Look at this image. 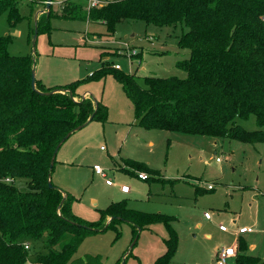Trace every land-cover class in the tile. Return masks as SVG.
<instances>
[{
	"label": "trees",
	"instance_id": "obj_1",
	"mask_svg": "<svg viewBox=\"0 0 264 264\" xmlns=\"http://www.w3.org/2000/svg\"><path fill=\"white\" fill-rule=\"evenodd\" d=\"M5 10L10 26L21 19L15 0H0V13ZM61 14L102 23L106 35L123 20L185 27L177 46L189 56L174 64L185 77L124 73L107 60L86 78L62 86L45 87L35 78L32 90L35 57L9 53V36L0 37V264H94L95 258L73 257L79 245L121 221L132 226L133 237L144 226L163 221L165 250L153 264H167L177 247L172 219L131 209L123 199L97 209L98 220L80 221L70 212L68 193L51 182L52 154L67 133L91 116L89 121H107V107L92 97L78 98L76 89L109 74L132 103L137 123L147 129L264 143V0H112L86 12L63 1ZM50 16L41 15L32 33L35 27L45 30ZM250 116L256 129L236 123ZM130 163L151 172L141 162ZM246 250V242L239 240L234 264H264V258Z\"/></svg>",
	"mask_w": 264,
	"mask_h": 264
},
{
	"label": "rangeland",
	"instance_id": "obj_2",
	"mask_svg": "<svg viewBox=\"0 0 264 264\" xmlns=\"http://www.w3.org/2000/svg\"><path fill=\"white\" fill-rule=\"evenodd\" d=\"M53 1L46 8V0H15L21 19L13 26L7 21L8 10L0 13V37L9 36L7 50L34 56L35 74L46 84L62 86L86 78L100 67L101 53L120 72L143 73L144 69L145 75L185 77L174 65L189 56L186 48L177 46L185 27L123 20L113 34L106 35L102 23L66 20L70 17L59 13L61 0ZM69 4L84 8L89 0ZM39 10L36 20L45 12L51 16L33 45L32 28ZM78 91H87L107 106V121H91L71 135L55 156L51 182L68 193L74 216L82 222L96 221L97 209L124 199L131 209L172 219L169 224L176 232L177 247L167 264H214L216 248L235 246L239 240L253 246L251 252L247 246V254L264 258V143L147 129L135 120L132 103L112 74L84 81ZM236 123L246 130L257 128L253 116ZM123 157L145 163L151 172ZM93 165L103 169L105 177L95 175ZM16 184L23 189L24 184ZM122 185L129 187L128 195L118 193ZM219 225L227 231L221 232ZM240 226L254 231L237 237ZM137 233L133 237L132 226L121 221L115 228L84 238L73 257L95 258L94 264H153L165 250L166 224L153 222ZM228 264H234L233 259Z\"/></svg>",
	"mask_w": 264,
	"mask_h": 264
},
{
	"label": "built area",
	"instance_id": "obj_3",
	"mask_svg": "<svg viewBox=\"0 0 264 264\" xmlns=\"http://www.w3.org/2000/svg\"><path fill=\"white\" fill-rule=\"evenodd\" d=\"M91 5L94 6L95 4L91 3ZM113 67L115 69H119L120 68L117 64H115ZM101 149H103V148L101 147ZM218 160L219 159L216 158V161H218ZM92 168H93V172L96 175H100L102 177H105L104 170L101 169L98 165H94ZM140 177L142 178L143 176H140ZM4 181L5 182H9V179L6 178ZM107 183L109 184V181H107ZM207 189L208 190L212 189V186L208 185ZM119 192H121L123 194H127V193H129V187L126 186V185H122V186L119 187ZM209 217L210 216L205 212L204 213V218L208 219ZM218 228L222 232H226L227 231V228L224 225H219ZM251 232H253V229L251 227H240V228L237 229L235 235L237 236L238 234L242 235V234H247V233H251ZM25 248H27V246H25ZM235 254H236L235 246L216 248L215 252H214L213 262H214V264H228V261L230 259H234ZM26 264H31V263L27 262Z\"/></svg>",
	"mask_w": 264,
	"mask_h": 264
},
{
	"label": "crops",
	"instance_id": "obj_4",
	"mask_svg": "<svg viewBox=\"0 0 264 264\" xmlns=\"http://www.w3.org/2000/svg\"><path fill=\"white\" fill-rule=\"evenodd\" d=\"M62 1V0H61ZM61 1H57V4H61V11L59 12V13H62V8H63V1H66L67 2V0H63L62 2ZM72 0H69V2H71ZM54 1L53 0H51V2H50V4H52ZM106 2H108V1H98V0H89V4L86 6V7H84V8H82L81 7V5L80 4H77V5H79L83 10H85V12L86 11H88L89 10V8H91V7H93L92 5H91V3H94L95 5L94 6H100V5H102V4H104V3H106ZM36 14H40V10L36 13ZM62 15V14H61ZM57 17V16H56ZM59 17V16H58ZM37 18V17H36ZM60 18H63V17H60ZM68 18V17H67ZM63 19H65V18H63ZM66 20H76V19H72V18H68V19H66ZM84 21H88V20H84ZM88 22H90V21H88ZM91 23H93V22H91ZM97 23H99V22H97ZM88 37H89V35H87ZM93 36V35H92ZM84 38H86V37H83L82 38V40H84ZM99 58H100V60H101V62L102 61H105V60H107V57L105 56H103V54L101 53L100 54V56H99ZM132 65V64H131ZM35 68V67H34ZM120 69V68H119ZM35 70V69H34ZM95 70H97V69H95ZM94 70V71H95ZM142 72L143 73H136V74H139V75H145L144 74V72H145V70L143 69L142 70ZM130 73H133V71H131ZM135 73V72H134ZM150 74H152V73H150ZM152 76H154V75H152ZM35 78H37L45 87H55V84H46L44 81H43V79H42V77L40 76V75H37V73L35 74ZM76 93L78 94V95H80L81 96V98H88V97H92L91 96V94L90 93H88L87 91H82V92H79L78 91V88L76 89ZM93 98V97H92ZM94 100H96V99H94ZM96 101H98V100H96ZM102 103V102H101ZM103 104V103H102ZM105 105V104H104ZM106 106V105H105ZM107 107V106H106ZM91 121H89L86 125H88L89 123H90ZM85 125V126H86ZM84 126V127H85ZM83 128V127H82ZM80 130V129H79ZM78 131V130H77ZM77 131H75V132H77ZM74 132V133H75ZM74 133H72L71 135H73ZM70 135V136H71ZM69 136V137H70ZM68 137V138H69ZM67 138V139H68ZM66 139V140H67ZM65 140V141H66ZM64 141V142H65ZM63 142V143H64ZM62 143V144H63ZM61 144V145H62ZM60 148V147H59ZM59 150V149H58ZM58 150H57V152H58ZM100 150H103V149H101V147H100ZM57 154V153H56ZM56 156V155H55ZM121 159H123V160H125V159H127V160H132V161H136V160H133V159H129V158H121ZM136 162H139V161H136ZM141 163H143V162H141ZM143 164H145V163H143ZM94 166V165H93ZM93 166H91V168L93 167ZM154 170V169H153ZM92 172H93V168H92ZM94 173V172H93ZM95 174V173H94ZM96 175V174H95ZM51 178V177H50ZM211 190V189H210ZM64 193H66L65 191H63ZM131 191H130V189H129V193H130ZM118 193L120 194V195H128L129 193H127V194H123V193H121V192H119V189H118ZM121 200H123V199H121ZM114 202H116V201H114ZM145 212V211H144ZM206 219V218H205ZM210 219V217L208 218V219H206V220H209ZM240 227H248V226H240ZM240 227H238V228H240ZM254 231V230H253ZM222 232V231H221ZM252 233V232H251ZM236 234V233H235ZM247 234H249V233H247ZM243 235L244 234H242V235H237V237H243ZM236 244H237V242L235 241L234 242V245L236 246ZM247 246H248V250L251 252L252 251V249H253V246H251V244H249L248 245V242H247ZM257 256V255H256ZM259 256V255H258ZM259 257H261V256H259ZM261 258H263V257H261Z\"/></svg>",
	"mask_w": 264,
	"mask_h": 264
},
{
	"label": "water",
	"instance_id": "obj_5",
	"mask_svg": "<svg viewBox=\"0 0 264 264\" xmlns=\"http://www.w3.org/2000/svg\"><path fill=\"white\" fill-rule=\"evenodd\" d=\"M50 1L51 0H46V8H48V6L50 5ZM42 13V12H41ZM36 17H37V14L35 15V17H34V26L36 25ZM36 36H37V29H36V27L33 29V37H32V42H33V45H34V43H35V39H36ZM34 83H35V70H34V68L32 69V71H31V88H32V90H35V87H34ZM95 103V105H96V102H94ZM92 118V116L89 118V120ZM89 120L85 123V124H83V125H81V126H78L77 128H75L74 129V132L75 131H77V130H79V129H81L82 127H84L88 122H89ZM72 134V132H69V133H67L61 140H60V142L56 145V147H55V149H54V152H53V154H52V157H51V160H50V163H49V167L50 168H52V166H53V160H54V158H55V155H56V153H57V150L59 149V147L61 146V144L70 136ZM48 186H51V183L50 182H48Z\"/></svg>",
	"mask_w": 264,
	"mask_h": 264
}]
</instances>
